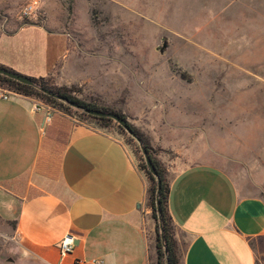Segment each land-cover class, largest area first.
<instances>
[{"label": "crops", "instance_id": "1", "mask_svg": "<svg viewBox=\"0 0 264 264\" xmlns=\"http://www.w3.org/2000/svg\"><path fill=\"white\" fill-rule=\"evenodd\" d=\"M69 47L65 34L42 26L9 28L0 31V65L48 79ZM95 95L154 140L149 105L146 112L144 104L137 113L130 108V84ZM36 103L19 94L0 97V236L15 244V259L0 253V264H156L150 180L133 147L115 128L58 110L44 125ZM169 182L181 264H264L262 198L243 195L212 165L187 167ZM68 234L76 247L62 259Z\"/></svg>", "mask_w": 264, "mask_h": 264}, {"label": "rangeland", "instance_id": "2", "mask_svg": "<svg viewBox=\"0 0 264 264\" xmlns=\"http://www.w3.org/2000/svg\"><path fill=\"white\" fill-rule=\"evenodd\" d=\"M25 25L70 41L53 87L105 107L97 89L130 84V108L149 105L156 136L140 131L168 180L212 165L264 200V0H0V31ZM14 245L0 236L2 260Z\"/></svg>", "mask_w": 264, "mask_h": 264}, {"label": "trees", "instance_id": "3", "mask_svg": "<svg viewBox=\"0 0 264 264\" xmlns=\"http://www.w3.org/2000/svg\"><path fill=\"white\" fill-rule=\"evenodd\" d=\"M0 67L5 68L4 66L0 65ZM7 69V68H6ZM32 80L39 86L49 89L57 94L67 97L68 99L88 108H92L95 110H102L107 112H112L117 114L118 116L127 119L126 116L122 113L114 111L113 109L101 107L92 103H87L79 98H77L74 93L77 92L75 88H67V87H53L47 78H32ZM10 90L16 94L23 95L26 97H30L33 99H37L45 104L52 106L53 108L57 109L65 113L66 115L71 116L68 114L69 112L75 111V113L81 118L80 122L85 123V121H93L101 128H111L117 127L120 133L125 135L128 139V142L133 146L134 152L140 163V168L146 173L150 180V204L152 208V216L155 220V231H156V247H157V263L156 264H181L180 254L178 249V244L175 239L174 234V225L172 221V217L169 212V193H170V182L168 180V171L167 169L161 164V162L156 158V151L151 146L150 142L148 141L147 137L144 133H142L139 129L133 126L131 123L130 126L136 135L141 139L142 144L148 149V152L156 166L158 174L162 179V191H161V205H162V225L164 229V241L161 237V229L160 223L158 220L157 214V205H156V191H157V180L156 178L149 172L144 158L142 156L140 147L136 144L135 140L129 136L123 128H121L116 122L108 118H97L80 112L78 110H74L70 106L64 104L63 102L56 100L40 90L12 80L8 77L0 75V88ZM56 116L53 115L52 121L55 119ZM49 131V127H47L46 134ZM166 248V249H165Z\"/></svg>", "mask_w": 264, "mask_h": 264}, {"label": "water", "instance_id": "4", "mask_svg": "<svg viewBox=\"0 0 264 264\" xmlns=\"http://www.w3.org/2000/svg\"><path fill=\"white\" fill-rule=\"evenodd\" d=\"M0 75L8 77L12 80H15L17 82H20L22 84H26L29 86H32L38 90H40L41 92H43L44 94L59 100L61 102H63L64 104L70 106L71 108H74L80 112H83L85 114H88L90 116L93 117H97V118H108L113 120L114 122H116L121 128L124 129V131L131 136L139 145L142 156L144 158V161L146 163V166L149 170V172L156 178L157 180V191H156V205H157V214H158V220L160 223V229H161V237L162 240L164 241V229H163V225H162V205H161V191H162V179L160 177V175L158 174V171L156 169V166L148 152V149L142 144L141 139L136 135V133L133 131V129L131 128L129 122L127 119H124L120 116H118L115 113L112 112H107V111H102V110H95L92 108H88L85 106H82L70 99H68L65 96H62L60 94H57L49 89H46L44 87H39L33 80L32 78H29L27 76L21 75L19 73L13 72L9 69L6 68H2L0 67ZM166 249V248H165Z\"/></svg>", "mask_w": 264, "mask_h": 264}, {"label": "built area", "instance_id": "5", "mask_svg": "<svg viewBox=\"0 0 264 264\" xmlns=\"http://www.w3.org/2000/svg\"><path fill=\"white\" fill-rule=\"evenodd\" d=\"M34 11V4L33 5H28L24 8L23 13L24 15H31ZM16 93L9 91L7 89H1L0 90V97L3 99L8 100L12 95H14ZM34 112L36 113H42L43 114V124L47 125L50 124L52 122L53 119V115L55 112V108H53L52 106L45 104L41 101H38V103H36L34 105L33 108ZM76 247V243H75V237L72 234H68L63 241L61 242L60 245V251H61V256L62 259L65 258L66 256H69L70 254L73 253L74 249ZM80 261H78L79 263ZM94 264H103L101 262H94Z\"/></svg>", "mask_w": 264, "mask_h": 264}]
</instances>
